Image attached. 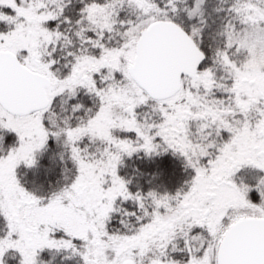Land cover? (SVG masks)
<instances>
[{
    "label": "snow or ice",
    "instance_id": "snow-or-ice-1",
    "mask_svg": "<svg viewBox=\"0 0 264 264\" xmlns=\"http://www.w3.org/2000/svg\"><path fill=\"white\" fill-rule=\"evenodd\" d=\"M0 264H264V0H0Z\"/></svg>",
    "mask_w": 264,
    "mask_h": 264
},
{
    "label": "trees",
    "instance_id": "trees-1",
    "mask_svg": "<svg viewBox=\"0 0 264 264\" xmlns=\"http://www.w3.org/2000/svg\"><path fill=\"white\" fill-rule=\"evenodd\" d=\"M125 161L126 166L121 168L120 174L126 179L133 177V182L129 185L132 191L139 189L147 192L148 190L155 189L161 192L164 190L175 192L183 180L187 178V173L183 170L182 160L171 153L165 154L162 158L156 157L151 160L143 157V154H141V158L139 159L134 157L133 160L129 161L125 157ZM47 163L48 158L45 156L41 161V167L30 171L27 179L29 181L36 180L37 183H46L43 165ZM136 166L145 173L144 176L134 175L133 168ZM20 171L24 172L25 170L21 169ZM155 172H161L162 174L152 183H148L149 179H151V174Z\"/></svg>",
    "mask_w": 264,
    "mask_h": 264
}]
</instances>
